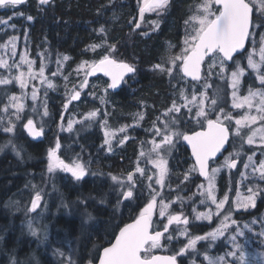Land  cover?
Masks as SVG:
<instances>
[{"label": "snow or ice", "instance_id": "1", "mask_svg": "<svg viewBox=\"0 0 264 264\" xmlns=\"http://www.w3.org/2000/svg\"><path fill=\"white\" fill-rule=\"evenodd\" d=\"M26 2L27 0H0V9H15L17 6L25 4ZM51 2L52 0H37L39 6L49 5ZM169 5L170 0H138L140 19H144L146 12H156L157 16H159L167 10ZM254 12L264 17V0H201L195 6L194 13L185 21L190 31H186L181 52L175 55L170 54L167 61L153 65L154 70L166 73L170 77L174 75V70H178L175 74L179 75L180 79L189 78L193 82H200L202 79L201 68L206 62V58L211 59V63L208 65L209 69L216 67L217 62H219L220 73L226 71V62L233 61L235 63V69L229 77V87L232 89L231 107L233 109H247L243 115L234 119L231 114L225 113L221 107L215 119H212L210 118V113L215 111L218 106V95L209 98L206 91H200L199 98L194 93L189 99L184 91L181 90L180 99L184 103L177 104L173 100L171 107L162 113V116L168 119L157 117V121L163 124L164 127L161 129L157 127L156 121L153 122L154 134L155 136L161 137L160 141L157 142L153 139L150 142L152 144L150 152L145 153L141 151L140 153L141 157L148 156L149 162L157 170L155 183L163 188L169 170L168 161L161 155V152L165 150L166 146L170 150L174 147L175 140L182 137L190 146L191 155L195 161L194 165L189 169V172L185 174V180L188 179L189 173L198 172L199 176L203 177L206 181V186L204 184L198 185L200 189L198 194L202 197L200 203L208 206L209 211L197 212L193 208L194 218L196 220H208L211 222L214 217L222 216L220 223L204 235L192 236L189 234L187 228L190 224L189 218L184 216L182 212L179 214L170 212L169 203H165L161 199L159 201V216L166 218V222H159L162 223V230L159 228L154 229L153 214L157 206L156 197L159 193L155 189H152L150 192V200L140 210L138 216L131 223H127L120 228L119 233L115 236L114 243L103 248L99 254L98 264H182V261L178 260V257L184 256L189 251H195L199 241L215 242L218 238L223 237L233 225L237 224V221L232 218L233 211H239L241 209L247 211L249 208L256 207L257 197L264 194V187H261L259 184H252L247 188V195L241 194L240 187L245 180L264 181V158L254 162L253 155L255 153H253V155H248L247 159L242 162L243 168L245 170L250 169L251 171L250 173L248 171L239 172L240 180L236 182L235 187L236 198L231 201L227 192L222 198L217 197V177L222 169H227L229 172L237 169V158L241 156V152L234 151L229 153V156L225 157L220 165L216 167L212 166L216 161L217 154L221 153V150L224 149L225 144L229 140L230 129L224 121L232 122L234 120L235 129L231 130L233 136L242 137L244 143L250 146L256 144L258 140V146L264 149V87L256 89L249 87L247 95H238L241 78L245 76V70L240 66L239 61L235 59V54L245 50L246 40L253 35L254 29L258 26L254 21ZM16 15H21V13L17 12ZM27 19L31 21L33 17L28 16ZM148 23L152 24L153 30L159 27L158 20L148 21ZM0 24H7V21L0 20ZM135 27L140 28L141 23L137 22ZM99 31L103 33V27ZM25 35L27 34L25 33ZM16 39V36H12L7 44L4 45L5 48L11 47L13 56L16 55ZM101 46L99 44L90 45L89 49L86 50L95 51ZM107 47V54H104L99 60H93L91 62L82 61L77 66V74L79 75L82 72L84 79L79 85L80 90L70 92L68 103L72 100L80 99L81 91L89 86V76L102 73L108 77L110 82L107 83V87L104 89L107 92L108 89L118 88L124 82L126 76L136 72L134 65L115 58L113 53L116 52V46L114 44L108 45ZM169 47L171 48L172 46L170 45ZM259 57L260 59L257 61L254 59V53H249L247 56V66L255 74L256 81L261 86H264V33L260 34ZM68 59V56L63 57V61H67ZM43 61L44 57L41 56L39 73H35L32 68L33 61L28 59L26 54H21L19 63L15 65L18 74L0 78V85H9L14 81L21 89H24L28 86L29 79L39 78L42 83L47 84L48 88L54 87L44 77L45 65ZM24 65L27 66V72L21 70V66ZM57 65L59 71V67L62 65L60 59H57ZM0 69L10 71L11 66L6 59L0 58ZM56 74L53 73V75ZM209 75H211V72H209ZM210 86L207 83L203 85L205 90ZM37 98V89L33 88L31 92V99L34 103L33 111H36L35 102ZM100 99L102 104L106 102L104 97ZM209 99L210 104L206 103ZM23 100L24 96L22 95L9 96L8 104L5 105L3 111L7 112L9 107L14 109V115L19 120L21 118L20 114L25 109ZM68 103H65V109L68 108ZM193 107L195 108V115L190 116V118L195 119L201 125V130L195 131L191 135L184 134L175 127L179 117H173L171 114H180L181 108L187 109L188 113L191 114ZM43 115H48L46 105L44 106ZM96 116L97 111L93 110L85 116V119L93 120ZM143 118V113H137L134 116V120L137 123L139 120H143ZM61 119H63V116ZM0 123H2V119H0ZM258 123L260 124L259 127L252 128L253 125ZM23 127L28 136L33 139L43 135V128H37L31 118L27 119ZM72 127L73 122L70 121L67 128H62V130L71 132ZM126 127H121L119 131L126 132ZM101 128L104 130V144L111 151V140L115 136V133L107 129L106 120L101 123ZM245 128L250 130V133L246 137L242 132V129ZM14 130L15 124L11 121L3 128V131L6 133H14ZM127 139L128 137L125 135L120 140V143L123 144ZM60 148L61 144L57 141L55 147L48 149L47 171L49 173H54L55 171L67 172L71 174L73 179L77 181L81 180L87 174L85 165L78 159L73 160L71 164L65 163L58 155ZM2 150L3 147H0V151ZM12 150L17 157H20L21 151L17 149L16 145H12ZM262 156H264V152H262ZM135 172L144 175L145 170L137 165ZM111 179L113 182L119 183L121 187L125 185V181L120 177L111 176ZM148 179L152 180V176H148ZM229 183L231 186V180ZM127 184L129 185L128 190L122 193L124 200H129L134 195L132 188L136 186V182L133 172L127 174ZM149 187L151 188V185ZM33 188L35 189V185ZM41 198L40 192L36 191L28 211L35 212L40 204ZM171 203H175V201ZM226 204L229 205L227 209H225ZM211 206H214L215 212L211 210ZM174 224L177 226H185L178 228L177 234L179 237H188L187 243L171 255H156V250L166 247L162 243L163 240H167L170 243L174 239H177V235H173L170 232V226ZM29 229L33 235H37L31 223L29 224ZM243 235L244 232L237 228L235 233L228 237L232 245L231 251L226 252L225 255L216 257L205 254L204 260L207 261V264H232V261H235L236 264H264V251L260 252L258 257H249L243 250L242 245L237 242V237H242ZM258 235L264 237V232ZM13 264H15V261H13ZM89 264H93V262L89 261Z\"/></svg>", "mask_w": 264, "mask_h": 264}, {"label": "trees", "instance_id": "2", "mask_svg": "<svg viewBox=\"0 0 264 264\" xmlns=\"http://www.w3.org/2000/svg\"><path fill=\"white\" fill-rule=\"evenodd\" d=\"M199 2L201 0H172L166 14L161 17L160 26L147 36L142 34L144 29L135 30L139 18L138 0H52L49 5L44 6H39L37 0H28L15 9L0 10V20L7 21V24H0V44L16 36L31 57L45 51L62 59L64 56L69 57L63 66L62 75L54 79V88L50 89L46 96L49 121L43 133V141L31 142L25 131L18 128L13 144L21 151L20 157L11 150L0 154V264H11L12 260L21 263L29 260L32 254L41 264H57L54 261H46L45 255L30 247L29 236L18 215L12 214L6 204L14 192L43 169L46 148L50 147L56 134L53 126L61 118V109L66 101L70 81L75 78L76 67L82 61L99 60L107 54V46L114 44L115 58L134 65L136 72L126 80V86H122L116 93L107 94V108L118 118H110L109 121L111 124L128 123L130 114L142 109L147 115L146 123L152 121V110L158 113L160 109H166L174 92L169 89L164 76L153 69V65L161 63L162 58L170 51H178L182 39L181 32L187 31L185 21L194 13ZM17 12L21 15H16ZM28 16L33 19L29 21ZM253 16L256 22L255 14ZM261 25H264V20ZM101 27L104 29L103 33L99 31ZM261 28L259 29L264 30V26ZM94 44L102 46L95 51L86 50ZM240 57L241 55L235 59ZM90 80L107 85V81L100 77ZM179 83L182 86L184 81L181 79ZM192 84L188 83V86ZM242 86H245V82ZM209 92L212 93L208 94L209 98L214 96L212 91ZM218 104L222 108L226 107L222 97L218 99ZM97 105L96 99L89 100L84 95L79 102L73 103L69 110H78L77 113L82 114ZM210 118L214 119V116ZM179 121L180 130L184 134L201 129V125H196L190 118H180ZM4 127L3 123H0V146L9 137L8 133L3 131ZM140 139V135L133 134L131 140L119 148L118 154L111 155L104 147L97 120L79 123L71 132L60 135V142L63 145H71L75 152H79L90 172V176L78 186L66 188L68 199H72V193L77 191L74 198L81 200L77 208L78 213L74 212L71 218L61 217L56 222L61 230L78 237V264L96 262L101 249L109 245L119 229L133 221L146 205L147 197L138 191H135L133 199L118 203V199L112 197V185L98 176V173L108 175L124 172L136 156L137 140ZM175 158L170 164V182L174 186L180 184L183 172L193 165L182 142L177 146ZM195 179H199L198 175ZM226 188L225 173H222L218 179V195L222 196ZM263 200L264 196L258 198L256 208L248 212L249 216L255 217L259 214L258 205L262 204ZM82 202L85 205L81 206ZM82 212L88 214L89 224L92 225L88 228L79 226L78 230H75L76 223L81 221L79 214ZM190 229L202 232L207 229V225H191ZM174 252V249H168L156 250L155 253L171 255ZM178 260L181 261V258L178 257ZM29 262L33 264L32 261Z\"/></svg>", "mask_w": 264, "mask_h": 264}, {"label": "rangeland", "instance_id": "3", "mask_svg": "<svg viewBox=\"0 0 264 264\" xmlns=\"http://www.w3.org/2000/svg\"><path fill=\"white\" fill-rule=\"evenodd\" d=\"M2 10V9H0ZM167 11V10H166ZM166 11H164L161 15L157 16L156 12H146L144 15V19L139 18L137 22L141 23L140 28L136 29H144L142 34L147 36L151 32H155L153 30L152 24L148 23V21H154L158 20L159 26L162 22L161 17L166 14ZM193 14V13H192ZM255 14V20L256 24L258 25L254 31L253 35L249 38V44L246 49V51L241 55L240 58L236 59L239 61L240 66L245 70V76L241 78V86L238 95L244 96L247 95L249 87H252L254 89L256 88H262L264 86H261L255 79V74L252 72L251 69L247 66V56L249 53H254V59L259 61V48H260V34L264 33V30H260L261 23L264 20V17L259 16L258 13L254 12ZM136 22V23H137ZM187 31H190V28L186 25ZM260 28V29H259ZM260 30V31H259ZM183 31V30H182ZM186 35V30H184V33L181 32V42L179 45L178 51H170L167 55H165L162 60V62H165L168 60V57L170 54L175 55L179 54L183 47V39ZM9 39L4 41L0 44V58L6 59L11 66L10 71L6 69H0V78L4 77H10L13 75L18 74L15 65L19 63L20 55L26 54L28 59L33 61V71L35 73H39L40 65H41V56L44 57V65H45V72L44 77L46 81L54 83V79L62 75L63 66L65 64V61H63L62 58H59L58 56H54L48 52H39L36 56L31 57L28 50L24 47L22 43H19L18 38L16 39V47H15V53L16 55L13 56L11 47L5 48L4 45L7 44ZM57 59H60L62 61V65L59 67L58 71V65H57ZM91 62V61H88ZM211 63V59H209L204 68V73L202 80L196 84H192L191 86H188V82H186L184 79V83L182 86H180V78L179 75L175 74L178 72V70H174V75L172 77L168 76L166 73H161L158 71V74L163 75L165 80L168 82V87L170 86V90H174L172 92V97L169 99V106L167 108L171 107L173 100L177 102V104H183L184 101L180 99V91L183 90L185 95L191 98L192 94H196L197 98H199V92L200 91H206L207 95L212 94L209 91H212L214 95H218V99L222 97V100L225 102L226 107H224V112L231 114L234 119L238 118L240 115H243L247 109H233L231 107V93L232 89L229 87V77L231 75V72L235 69V63L232 61L231 64H226V71L224 73H220L219 69V62H217V66L214 68L209 69L208 65ZM77 69V67H76ZM21 70L24 72H27V66H21ZM209 72H211V75H209ZM53 73H57L56 75H53ZM84 79L83 73L77 74V71L75 73V78H73L70 81V86L68 87V92L65 96L66 101L70 97V92L80 90L79 85L81 81ZM89 86L85 87L81 91V99L82 97H85L89 100L96 99V103L98 104L94 109H88L86 112L82 114H78V110L66 111L65 115L63 116V119L59 118L57 120L56 124L53 126V128L56 130V134L54 135L53 141H51L50 147L46 148L45 151V164L43 166V169L39 171V173L35 174L31 179H29L26 183V185L22 186L20 189H18L16 192H14L11 197L9 198L7 202V207L11 210L12 214L18 215V219L21 223V225L24 227V230L26 234L29 236L30 239V247H33L35 251H39L41 255L46 256V261H54L57 264H78V248H79V240L78 237L69 235L66 230H61L56 224L58 220L61 217L65 218H71L74 214V212H77V208L79 207L80 199H75V195L77 191L73 192L72 199H68L69 193L67 192L66 188H75L78 186L85 178L90 176L89 168L86 166V164L83 162V159L81 157V154L79 152H75V150L72 148L71 145H63L60 142V135L63 133H69V131L62 130L67 128V125L70 121L73 122L72 129L79 123L87 121L85 119V116L93 110L97 111V116L93 120H97V123L99 125L100 133L102 134V141L104 144V130L101 128V123L103 121H107V129L111 130L115 133V136L111 140V151L108 150V146L104 144V147L106 148V151L111 155H116L119 152V148L125 146L130 140L131 137H133V134H137L141 136L140 140H137V153L135 158L132 160V162L129 164V166H126V170L124 172H121L119 174H104V173H98V176L101 178H104L109 182L110 185H112V197L115 199H118L119 202L122 201V193L124 191L128 190L129 185L127 184V174L129 172L134 173V179L136 182V186L132 188L133 193L135 194V191H138L139 194H144L145 197H147V202L150 200V192L152 189H155L156 192L159 193L157 195V206L154 210L153 214V221L155 223V227L162 228V223H159L161 221L166 222V218H161L159 216V201L161 199L164 200L165 203H169V211L174 212L176 214L183 213L184 216H187L190 220V224L187 226L188 232L190 235H204L206 232L214 229L222 219L221 217H214L211 222L208 220H196L193 215V208L196 209L197 212H207L209 211V207L205 206L204 204H201L200 201L202 197L198 194L200 189L198 188V185L204 184L206 186V181L201 179H195V176L197 177V172H191L189 173L188 179L185 180V174L189 172L184 171L181 177L180 184H177L176 186L172 185L171 180V168L170 164L171 161L175 158L177 146L180 142L183 141L182 137L177 138L175 140V145L170 150L167 149V146L165 147V150L161 152V155H163L167 161H168V175L165 179L164 187L161 188L159 185L155 183L156 180V173L157 170L152 166V164L149 162L148 156L141 157L140 153L141 151H144L145 153L150 152L152 148V144L150 143L153 139H155L157 142L160 141L161 137L155 136L153 131V122L156 121L157 127H160L161 129L164 127L163 124H161L159 121H157V117H161V119H168L167 117H163L162 113L167 109H160L157 113L156 111L152 110L153 112V119L152 121L146 123V113L142 110L139 112H133L130 115V120L128 123H117V124H111L109 121L110 118H117L116 116H113L112 112H109L108 108V100H107V94L110 93L109 90L107 92L104 91V89L107 87V85H103L98 81H92L90 80V76L88 77ZM130 80H128L129 82ZM245 82V86L243 87V83ZM207 83L211 85L206 90L204 89L203 85ZM128 83L124 81L123 86H126ZM65 83L63 82V87H65ZM75 86V87H74ZM95 86V87H93ZM37 89V100L35 102V108L36 111H33L34 103L31 99V92L32 89ZM48 88L46 83H42L39 78L37 79H29L28 86L24 89H21L14 81L13 83L9 85H0V118L2 119V123L4 126H7L9 121L15 124V130L14 133H8L9 137L8 140L1 145L0 147H3V150L0 151V154H3L4 152H7L11 150L14 154L15 152L12 150L13 142L15 141L16 137V131L18 128H21L24 131L23 125L27 122L28 118L33 119L35 125L37 128L42 127L43 133L47 129L46 124L49 121V112L47 116L43 115L44 112V106L47 105L46 96L50 89ZM88 91V92H87ZM11 95H17V96H24L23 103L25 104L24 112L20 114L21 118L19 120L16 119V116L14 115L15 110L12 108H8L7 112L3 111L5 105L8 104V97ZM101 97H104L105 103H101ZM213 97V96H211ZM80 99V100H81ZM65 101V102H66ZM210 104V99L208 102ZM64 106V105H63ZM111 108V107H110ZM152 108V107H151ZM221 107H216V110L210 113V116H214V119L216 117V114L219 112V109ZM63 111V107L61 109ZM48 111V108H47ZM254 111V110H253ZM68 113V114H67ZM107 113V115H105ZM120 115H123V113L118 112ZM137 113H143L144 118L143 120H139L137 123L136 120H134V116ZM173 117H179L177 124L175 127L181 132L180 130V124L179 121L180 118H190V116L195 115V108L193 107V111L191 114L188 113L187 109L181 108V113H173L171 114ZM62 117V116H61ZM118 119V118H117ZM192 119V118H190ZM196 122L195 119H192ZM224 123L229 127L230 132L231 130L235 129L234 120L232 122L230 121H224ZM200 125V124H196ZM126 127V132H120L119 129L121 127ZM260 124L253 125L252 128L259 127ZM242 132L244 133L245 137L247 134L250 133V130L248 128L242 129ZM127 136L128 139L124 141L123 144L120 143V140L124 138V136ZM232 136V140L230 143V148L225 152V154L218 160L215 161V163L212 164L213 167H216L220 165L225 157L229 156V153H232L234 151H240L241 156L237 158V169H235L232 172H229L227 169H222L220 174L217 177V189H216V195L218 198H222L224 194L227 192L230 201L234 200L236 198V182L240 180L239 172L240 171H248L250 173V169L245 170L243 168V161L247 159L248 155H253V161L257 162L259 159L264 158L262 156V152H264V149H261L257 143L250 146L247 143H244V139L239 136ZM11 141V143H9ZM59 141L61 144V148L58 152L59 157L65 161V163L71 164L73 160H79L81 163H83L87 169V174L79 181L72 178L70 173L63 172V171H55L54 173H49L47 171V152L49 148H53L56 145V142ZM136 141V140H135ZM183 143V142H182ZM7 145V146H5ZM10 151V152H11ZM16 155V154H15ZM154 158V154H153ZM139 165V167L143 168L145 170L144 175H141L140 173H136L135 169ZM222 173H225V179L227 181V188L222 196L218 195V179ZM111 176H117L120 177L125 181V185L121 187L119 183H115L112 181ZM148 176H152V180L148 179ZM230 180H231V186H230ZM252 184H259L261 187H264V181L259 180H245L243 181L240 192L242 195H247V188L248 186H251ZM35 185V189L33 186ZM151 185V188L149 187ZM231 187V190H230ZM36 191H39L41 194V203L38 208V210L35 213H32L28 211V209L31 207V201L34 197ZM264 196V194L257 197V200L259 197ZM134 197V195H133ZM133 197L131 199H133ZM129 199V200H131ZM256 200V203H257ZM126 202L128 200H125ZM124 201V202H125ZM172 201H175V203H171ZM85 205L83 202L81 203V206ZM229 205H225V209H227ZM256 208V207H255ZM255 208H249L247 211L241 209L239 211H233L232 212V218L237 221L236 225H233L228 232L225 233L223 237L218 238L215 242L210 241H199L196 246L195 251H189L184 256L180 257L182 264H207V261L204 260L205 254L216 257V256H222L225 255L226 252L232 250L231 242L229 241L228 237L230 235H233L237 228H239L241 231L244 232V235L242 237H237V242L242 245L243 250L246 252V254L249 257L257 256L262 251H264V237H261L258 235L261 232H264V200L262 204L258 205V215L253 217L249 216L248 212L253 211ZM211 210L215 212L214 206H211ZM78 213V212H77ZM82 214V215H81ZM79 214V219H81L80 223H76L75 230H78L80 227H91L92 224H89L90 220L88 219V214L86 212H82ZM246 214L248 216H246ZM255 221V223H253ZM31 223L32 228L36 230L37 235H33L32 231L29 229V224ZM206 224L207 229L202 232H194L191 231L190 226L191 225H199V224ZM184 225H171L170 226V232L173 233V235H177V239H174L170 243L167 240H163L162 243L166 245L163 249H158L159 251H167L168 249H174L175 251H178V249L187 243L188 237H179L177 234L178 228H183ZM167 235V234H166ZM63 253V255H61ZM13 261H11V264H13ZM29 261H32L33 264H41L40 260L35 256L31 255L29 260L23 261L19 263L18 261H15V264H32ZM47 264H50L47 262ZM232 264H236L235 261H232Z\"/></svg>", "mask_w": 264, "mask_h": 264}, {"label": "water", "instance_id": "4", "mask_svg": "<svg viewBox=\"0 0 264 264\" xmlns=\"http://www.w3.org/2000/svg\"><path fill=\"white\" fill-rule=\"evenodd\" d=\"M248 42H249V39L246 40V42H245V50H243L241 53L235 54V57H237V56L243 54V53L246 51V49H247V45H248ZM207 59H209V58H206V60H207ZM231 62H232V61H228V62H226V63H227V64H230ZM202 74H203V65H202V68H201V75H202ZM133 75H134V74H130L129 76H126V77L124 78V81H125L127 78H129V77H131V76H133ZM90 77H103V78L107 79L108 82H110L109 79H108V77L104 76L102 73H97L95 76H90ZM185 80H186L187 82H189V83H196V82L191 81L189 78H185ZM123 83H124V82H122V83L120 84V86H119L118 88H116V89H108L109 92H111V93H116V92H118V91L122 88ZM69 99H70V97H69ZM69 99H68L65 103H68ZM80 99H81V94H80ZM80 99H78V100H72L70 103H68V108H69L73 103H77V102H79ZM65 103H64V105H65ZM68 108L65 109L64 106H63V111H62L61 116H64V115H65V113H66V111L68 110ZM200 130H201V129H197V130H195V131H200ZM24 131H25V130H24ZM195 131H193V132H195ZM193 132L189 133L188 135H191ZM25 133H26V131H25ZM26 135H27L28 139H29L31 142H34V143H40V142L43 141V135L40 136V137H37V138H35V139H33L32 137L28 136L27 133H26ZM230 141H231V132H230V134H229V140H228V142L225 144L224 149L221 150V153H218V154H217L216 161H218V160L222 157V155L228 150V147H229V143H230ZM183 144H184V147L186 148V150L188 151V153H189V155H190V158L192 159V162L195 163L194 158H193L192 155H191V148H190V146H189L184 140H183ZM232 171H234V170H232ZM198 177H199L201 180H204V178L201 177V176H199V174H198ZM41 199H42V198H41ZM122 201H125V200L123 199V197H122ZM40 203H41V201H40ZM39 206H40V204H39ZM39 206L37 207L36 211L38 210ZM36 211H35V212H36ZM35 212H32V213H35ZM131 222H132V221H131ZM131 222H129V223H131ZM122 227H123V226H122ZM122 227H121V228H122ZM119 230H120V229H119ZM118 233H119V231L117 232V234H118ZM117 234H116V235H117ZM114 242H115V237H114V239L112 240L111 243H114ZM111 243H110L109 245L104 246V247H108V246H110ZM104 247H103V248H104ZM103 248L101 249L100 253L102 252ZM156 255H169V254H160V253H158V254H156ZM98 260H99V257H98L97 261H96L95 263H93V264H98Z\"/></svg>", "mask_w": 264, "mask_h": 264}, {"label": "flooded vegetation", "instance_id": "5", "mask_svg": "<svg viewBox=\"0 0 264 264\" xmlns=\"http://www.w3.org/2000/svg\"><path fill=\"white\" fill-rule=\"evenodd\" d=\"M171 1H172V0H170V2H171ZM199 3H200V2H199ZM197 4H198V3H197ZM197 4H196V5H197ZM153 228H154V229H157V228H158V227H155V223L153 224Z\"/></svg>", "mask_w": 264, "mask_h": 264}]
</instances>
